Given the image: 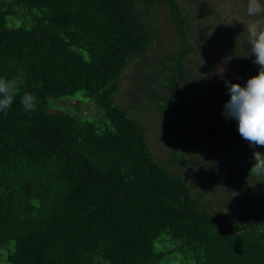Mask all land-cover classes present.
I'll use <instances>...</instances> for the list:
<instances>
[{
	"label": "trees",
	"instance_id": "trees-1",
	"mask_svg": "<svg viewBox=\"0 0 264 264\" xmlns=\"http://www.w3.org/2000/svg\"><path fill=\"white\" fill-rule=\"evenodd\" d=\"M239 2L242 21L223 0H0V77L19 86L0 112V264H264V182L249 177L264 147L224 115L225 80L245 85L259 73L242 22L264 17ZM161 9L176 46L162 44ZM225 48L236 76L221 90L224 145L218 166L202 167L208 185L242 173L241 192L226 198L254 211L196 190L178 136L191 120L189 86L207 78L199 56ZM25 92L35 112L23 111ZM78 92L102 111L86 103L95 121L50 104ZM129 109L157 110L180 169L155 156ZM233 144L242 158L225 156Z\"/></svg>",
	"mask_w": 264,
	"mask_h": 264
},
{
	"label": "rangeland",
	"instance_id": "rangeland-1",
	"mask_svg": "<svg viewBox=\"0 0 264 264\" xmlns=\"http://www.w3.org/2000/svg\"><path fill=\"white\" fill-rule=\"evenodd\" d=\"M223 4L229 15L235 13L236 18L241 21L243 20L239 0H223ZM159 24L163 39L162 44L167 45V47L176 46L177 33L166 9L160 10ZM155 50L156 48L153 45L152 51ZM199 57L201 58L202 63L206 65L205 71L207 78L205 80H198L197 77L192 81L190 85L191 87L189 86L188 100L191 103V108H189L188 112L191 120L188 121L186 119L188 125L184 126V128L180 129L178 132V136L183 146L181 152H183V160L187 167L189 179L196 190L207 192L208 194H205V198L214 203H217V200L220 199L221 202H226L228 205L233 204L241 210L254 211L256 205H249L245 201L237 204L235 200L226 198L229 192L232 195H238L241 192V187L238 186L236 182L240 185L241 182L246 181L245 176L242 173L238 172L235 175L228 174L225 177V180H222L223 182L221 184H207L205 176L208 168L202 166L214 165L217 167L220 161L218 156L224 145L222 132L223 121L220 117L223 105L221 98L223 79H221L220 72H223V77H235L236 71L231 65L229 51L226 50V48L207 53L206 55H200ZM132 70V67H128L120 82L123 94H119V98L124 106H126V102H129L126 95V93L128 94L126 87L129 84L128 75ZM204 77L205 74L203 73V78ZM86 103H89L91 107H95L102 113L96 103L82 92H78L74 96H62L50 99L51 106L56 110L73 113H78V111L82 110V113L85 116H89V119L94 120V116L87 112ZM143 104H146V102ZM142 110L143 109H137V112H135L133 109H129V111L136 115L146 127L147 138L155 156L168 167L176 170L180 169L179 164L173 163L172 161L171 163L168 162V160L174 158V148L169 141V138L162 133L164 129L167 130V126L162 122V118L160 119L159 115H157V110H146L149 112L148 116H145L146 111L141 112ZM186 121H180V124H187ZM96 122L101 123L98 119ZM228 149L232 154H225L226 157L235 154L237 157L242 158V154L234 144ZM238 169L242 170V168ZM214 193H216L215 196Z\"/></svg>",
	"mask_w": 264,
	"mask_h": 264
},
{
	"label": "clouds",
	"instance_id": "clouds-1",
	"mask_svg": "<svg viewBox=\"0 0 264 264\" xmlns=\"http://www.w3.org/2000/svg\"><path fill=\"white\" fill-rule=\"evenodd\" d=\"M246 14L250 18L264 17V0H247ZM245 25L250 54L255 55L254 63L259 66V73L250 77L245 85L225 80L230 92V99L224 105L226 119L238 121L240 136L251 146L264 147V20L250 19ZM224 79L223 72H220ZM15 79L0 77V112H7L18 95ZM20 103L25 113L37 110V98L25 92ZM254 163L249 170V177L264 182V152L254 151Z\"/></svg>",
	"mask_w": 264,
	"mask_h": 264
}]
</instances>
